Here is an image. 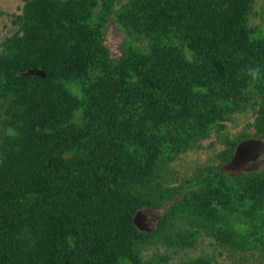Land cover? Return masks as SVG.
I'll return each mask as SVG.
<instances>
[{
	"label": "trees",
	"instance_id": "obj_1",
	"mask_svg": "<svg viewBox=\"0 0 264 264\" xmlns=\"http://www.w3.org/2000/svg\"><path fill=\"white\" fill-rule=\"evenodd\" d=\"M252 1L25 0L0 44V264H172L205 236L264 264V166L221 169L264 135ZM109 24L124 34L117 57ZM246 111L252 132L223 133ZM212 133L219 162L169 185L174 160ZM146 208L150 230L135 222Z\"/></svg>",
	"mask_w": 264,
	"mask_h": 264
},
{
	"label": "rangeland",
	"instance_id": "obj_2",
	"mask_svg": "<svg viewBox=\"0 0 264 264\" xmlns=\"http://www.w3.org/2000/svg\"><path fill=\"white\" fill-rule=\"evenodd\" d=\"M124 1V0H123ZM262 0L252 1V20L250 26L259 22V6ZM25 0H0V44L1 41L8 35L17 31V25L13 23V19L21 14V8ZM123 32L117 26L109 24L104 34V44L110 51L111 57H117L120 54V43L123 39ZM251 111L238 113L233 117V120L227 121L226 128L223 133L232 138L241 131L252 132L253 128H247V122L253 120ZM239 145V149L234 153L232 159L223 164L221 169L227 174H233L238 171L259 170L264 166V135L258 137H250L244 139ZM195 149L187 150L181 153L174 160L172 173L167 178L169 185H178L188 177L192 176L199 167L210 164H217L219 158L217 153L225 147L223 141L218 140L216 135L212 133L208 138L199 142ZM157 210L146 208L140 212L136 218V224L145 230L152 229L156 217ZM209 237L198 239L196 246L188 249L187 253L181 254L171 260L172 264H178L181 260L185 261L188 258L198 256L200 254H215V264H261L257 257H250L244 261L236 257H226V250L217 249L219 246ZM148 256L153 253V249L146 250ZM219 253V254H218ZM263 264V263H262Z\"/></svg>",
	"mask_w": 264,
	"mask_h": 264
},
{
	"label": "clouds",
	"instance_id": "obj_3",
	"mask_svg": "<svg viewBox=\"0 0 264 264\" xmlns=\"http://www.w3.org/2000/svg\"><path fill=\"white\" fill-rule=\"evenodd\" d=\"M246 74L250 78V83L252 84H255L262 79L261 70L256 67L248 68Z\"/></svg>",
	"mask_w": 264,
	"mask_h": 264
},
{
	"label": "water",
	"instance_id": "obj_4",
	"mask_svg": "<svg viewBox=\"0 0 264 264\" xmlns=\"http://www.w3.org/2000/svg\"><path fill=\"white\" fill-rule=\"evenodd\" d=\"M25 73L26 74H36V75L44 76V72L42 70H40V69H37V68L29 69ZM243 141H246V140H243ZM238 149H239V145L236 146L235 153L238 151Z\"/></svg>",
	"mask_w": 264,
	"mask_h": 264
}]
</instances>
